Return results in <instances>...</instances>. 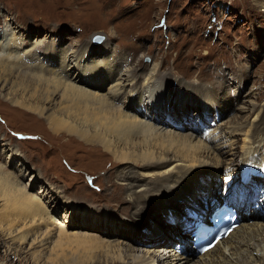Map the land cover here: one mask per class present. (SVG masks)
Here are the masks:
<instances>
[{
	"label": "rangeland",
	"instance_id": "1",
	"mask_svg": "<svg viewBox=\"0 0 264 264\" xmlns=\"http://www.w3.org/2000/svg\"><path fill=\"white\" fill-rule=\"evenodd\" d=\"M5 23L15 33L22 34L24 41L42 42L43 46L38 52L40 54L45 51L54 52L49 48V38L55 47L63 48L68 53L70 50L84 52L89 45H96L102 40L96 46L98 48H87L84 61L89 59L88 63L93 65L95 59L113 50L116 57H120L117 60L120 64L117 63L113 68L124 69L127 62L129 68L142 74L152 68V64H157L158 75L163 82H167V87L172 86L170 94L174 87L182 91L178 94V100L186 101L184 114L197 108L199 103H191L196 101L195 97L199 92L201 95V91H205L202 95L205 98L217 100L220 113L212 109L208 111L204 120L207 126L200 129L201 132L213 128L214 121L218 122L216 129L220 128L222 132L228 126V130L237 126L239 131L250 123H256V131L264 136V0H0L1 55L9 51L3 47L10 33ZM94 34L102 35L101 40L92 42ZM105 46L111 48L105 50ZM111 62L114 63V60ZM54 65L50 64V67L54 68ZM93 78L91 82L99 81L102 84L103 80L98 74ZM139 78L137 82L141 81ZM109 85L110 81H107L99 90H107ZM209 87L211 90L207 89ZM7 91L0 88V173L7 176L11 174L10 178L12 176L20 181L19 184L31 194L39 195L41 186L51 188L58 194L63 205L55 211L51 210L52 203H46L44 197L49 213L46 216L53 228L49 231V239H56L60 225L69 231H77L69 235L70 243H67L68 239H63L61 261L66 256V259L75 258L77 264H96L97 261L109 264L106 260L111 262V257H105L106 250L89 254L82 250V246L91 242L84 235L98 237L112 244L142 239L144 243L137 244L138 253L145 257V251L154 246L161 249L174 246L181 230L166 222L164 211L168 208L176 209L178 200L185 197L175 202L162 201L155 204L143 200L138 215V206L128 202V195L131 197L133 192L141 194L148 189L157 192V176L153 175L156 171L146 172L134 166L131 168L134 177L121 179L117 171L126 164L114 162L110 154L104 153L100 147L83 144L71 134L51 133L45 116L14 105L6 98L10 96H6ZM174 101H169L170 107H173ZM115 102L120 106L121 101ZM38 103L43 105V102ZM240 107L244 110H240ZM48 112L45 111V114ZM162 112L160 110L159 114L165 118ZM187 117L185 120L183 115L186 122L197 121L191 115ZM173 118L179 122L175 116ZM167 126L162 125L163 128ZM187 131L185 133L192 132ZM181 132H184L183 129ZM236 137L239 139V136ZM165 154L169 156L170 152ZM170 163H164L161 170ZM224 166L217 169L218 178ZM206 175L213 179L216 176L212 171L194 174V178L188 182L193 189L186 188L185 196L203 188ZM126 182L133 185L129 189L133 191L129 192L125 188L119 190L121 183ZM48 191L50 193V189ZM119 192L121 194L117 198L115 194ZM2 196L3 193L0 194V214L6 211L7 197ZM162 206L166 208L160 209ZM13 207L17 210L20 206L14 204ZM84 209L88 215L104 217L105 222L95 225L89 218H86L87 224L80 222L79 213ZM76 210L79 212L76 213ZM167 216V220L173 222L169 212ZM250 220L259 222L264 219L255 215ZM107 226L108 229L104 228ZM169 226L172 228H167ZM158 229H171V239H160L162 243L157 245L155 241L159 240L141 237ZM36 230L40 233L43 229ZM21 246L20 257L15 256L19 246L6 238L4 245H0V264H50L53 258L49 243L45 247H29L25 241ZM187 254L192 260L199 256L195 252L188 251ZM242 257L243 261L246 257Z\"/></svg>",
	"mask_w": 264,
	"mask_h": 264
},
{
	"label": "bare ground",
	"instance_id": "2",
	"mask_svg": "<svg viewBox=\"0 0 264 264\" xmlns=\"http://www.w3.org/2000/svg\"><path fill=\"white\" fill-rule=\"evenodd\" d=\"M6 26L9 27L10 33L5 39L8 42L6 41L3 47L9 51L7 50L5 55L0 54V88L8 90L6 96L8 94L10 96L6 97L7 99L16 106L45 116L51 133L71 134L83 144L100 147L104 153L110 154L114 162L126 164L117 171L121 179L133 178L131 168L134 166H139L146 172L156 171L153 175L157 176L155 178V186H159L157 192H151V189H148L141 194L131 192L133 195L131 197L128 195V202L138 206L136 209L138 215L142 208L139 205L143 200L155 204L162 201L175 202L180 197H185L178 200L176 209L168 208L164 211L166 222L170 226H178L181 230V235L176 239L184 243V250L180 254L173 256V245L172 248L167 246L162 247L163 249L154 246L145 251V257L138 253L137 244L144 243L142 239H129V243L112 244L110 241H102L98 237L88 235L84 236L92 243L82 246V250H86L88 254L106 250L105 257L112 258L111 262L106 260L109 264H244L246 259L249 261H245V264H264V220L259 222L250 220L255 215L264 219V214L260 211L251 207H241L238 224L209 249L203 253H197L198 258L192 260L187 252L194 251L189 245L188 230L183 226V221L189 220L190 217L187 216L185 209L182 210V207L186 206L197 209L199 213L208 214L221 200V193L217 191V187L219 189L221 187L222 175L220 178L217 177V169L225 164L224 168L229 167L233 170L239 162L257 161L264 156V136L256 131V123H250L248 127L239 131L237 126H231L233 129L229 130L228 126L222 132L223 130L219 131V127L216 129L218 122L214 121L213 128L201 132L198 122L195 125L194 122L185 120L188 119V115H191V118L200 117L201 122H204L211 109L213 112L220 113L217 100L202 96L205 91H201V95L197 92L196 101L191 104L196 105V102L199 104L196 105L197 108L194 106L195 109L190 113L186 111L185 116L183 107L186 101L178 100V94L182 91L174 87L170 94L172 86L169 85L168 88L167 82H163L158 75L157 64H152V68L142 74L129 68L130 64H126L127 62L124 69L113 68L117 63L120 64L117 61L120 57H116L113 50H108L109 54H103L95 59L93 65L88 63L89 59L84 61L83 57L86 55L87 48L89 46L98 48L96 46L100 45L102 40L96 45L86 46L84 52L70 50L68 53L63 48L55 47L49 38L47 40L51 42L49 48L54 52L45 51L40 54L38 52L43 46L42 42L37 40L26 42L22 34L11 30L9 24ZM110 48L105 46V50ZM113 60L114 63L111 62ZM53 63L56 66L51 68L50 64ZM102 69L107 71L104 72ZM95 74L102 78V84L99 81L97 83L90 81L94 79ZM139 77L141 81L137 82ZM107 81H110L107 90L100 91L99 88H102ZM171 99H175L173 107L169 104ZM115 101H121L120 106ZM38 102H43V105H39ZM48 110L49 112L45 114ZM160 110H163L165 118L161 116V113L159 114ZM178 112H180L179 115ZM174 116L179 122H175ZM162 125L168 126L163 128ZM181 129L184 132H181ZM187 130L192 132L187 133ZM236 136H239V139ZM166 152H170V155L167 156ZM170 161L171 163L161 170L162 165ZM208 171L216 175L214 179L206 175L207 180L203 183V188L200 187L195 193L185 196L186 188L193 189L188 185V182L194 178L193 175L208 173ZM10 175L0 173V194L3 193L4 198L7 197L6 211L0 214V245H4L6 238L13 243L16 242L19 249L15 251V256L20 257L21 243L25 241L28 242L29 247L35 245L45 247L49 243L53 255L50 264H77L73 257L66 259V256H63L64 259L62 261L60 259L63 239H68V243L69 235L76 234L77 231H69L60 225L56 239L53 241L49 239L52 225H50L44 197H46V203H52L51 210L55 211L57 207L63 205L58 194L51 188L42 186L39 190L41 193L38 192L39 195L31 194L19 184L20 181H16L12 176L10 178ZM121 184L122 187H119V190L123 191L125 188L129 192L133 191L129 190L133 186L130 182ZM211 192L213 193L207 194ZM120 194L119 192L115 195L118 198ZM198 194L201 195L198 196ZM14 204L20 207L14 210ZM144 206L146 207L147 204ZM165 208L160 207V209ZM78 212L76 210V213ZM85 212L84 209L79 213L80 222L87 224L86 218L95 225L105 222L104 217L98 218ZM168 212L173 222L167 220ZM106 221L113 222L111 219ZM33 223L36 224L33 225ZM170 226L167 228H172ZM37 228L43 230L38 233ZM104 228L108 229V226ZM171 234L173 235L171 229H158L154 233L149 232L141 237L157 239L159 241L155 242L158 245L162 243L160 239H171ZM164 251L167 253L165 254ZM242 256L246 257L243 261ZM96 264L103 263L97 261Z\"/></svg>",
	"mask_w": 264,
	"mask_h": 264
},
{
	"label": "water",
	"instance_id": "3",
	"mask_svg": "<svg viewBox=\"0 0 264 264\" xmlns=\"http://www.w3.org/2000/svg\"><path fill=\"white\" fill-rule=\"evenodd\" d=\"M101 38H102V35H100V34H94L92 36V42H97V41L101 40Z\"/></svg>",
	"mask_w": 264,
	"mask_h": 264
}]
</instances>
